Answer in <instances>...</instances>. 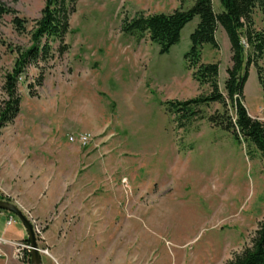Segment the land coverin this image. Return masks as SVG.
Instances as JSON below:
<instances>
[{
  "label": "rangeland",
  "instance_id": "374dc122",
  "mask_svg": "<svg viewBox=\"0 0 264 264\" xmlns=\"http://www.w3.org/2000/svg\"><path fill=\"white\" fill-rule=\"evenodd\" d=\"M193 3L76 0L62 41L49 40L48 55L18 77L19 111L0 128V197L38 225L43 263L228 264L251 245L264 219V159L207 120L221 110L218 102L201 105L204 117L184 127L164 105L210 91L183 58L198 17L165 54L148 34L122 30L125 18ZM44 5L0 0V102ZM213 9L222 10L219 0ZM253 21L263 28L258 9ZM215 38L219 48L204 44L201 61L219 63L223 92L230 43L220 26ZM243 94L248 114L264 121L253 65ZM79 134L87 144L69 140ZM22 229L14 215L9 230Z\"/></svg>",
  "mask_w": 264,
  "mask_h": 264
},
{
  "label": "trees",
  "instance_id": "16d2710c",
  "mask_svg": "<svg viewBox=\"0 0 264 264\" xmlns=\"http://www.w3.org/2000/svg\"><path fill=\"white\" fill-rule=\"evenodd\" d=\"M75 1L45 0L32 33L31 47L18 56L12 71L5 76L2 89L6 98L0 102V128L10 122L19 111L20 97L16 91L18 77L27 63L48 55L49 40L62 41L69 30V15L74 10ZM219 1L222 8L220 12L214 11L212 0H194L193 5L185 10L178 8L167 14H138L129 20L125 18L122 30L125 34L138 37L148 34L150 40L158 45L159 53L165 54L179 42L182 28L198 17L197 26L190 34V47L183 58L186 67L192 70L193 78L199 84H207L210 91L207 95L184 101H166L165 108L184 127L192 120L204 117L201 105L218 102L221 110L207 115V120L213 126L229 132L238 143H245L249 149H256L264 159V121L251 117L243 104V89L251 65L256 68L264 99V66L259 64L264 56V26L259 30L253 28L255 9L260 11L264 24V0ZM13 22L17 29L23 28L20 19L15 18ZM219 26L228 37L231 53V65L226 68L223 92L218 87L219 63L201 61L204 44H210L214 49L219 48L215 38ZM42 39L44 42L40 44ZM59 49L62 51L65 46L61 45ZM24 240L29 243L26 238ZM29 257L30 253L23 261L29 263ZM228 264H264V219L259 222L251 245L235 254Z\"/></svg>",
  "mask_w": 264,
  "mask_h": 264
},
{
  "label": "built area",
  "instance_id": "2783aa9c",
  "mask_svg": "<svg viewBox=\"0 0 264 264\" xmlns=\"http://www.w3.org/2000/svg\"><path fill=\"white\" fill-rule=\"evenodd\" d=\"M69 140L70 141H76L80 145H85L89 141L87 134H79L76 137L70 136ZM3 213H5V216H6V224H8V225L13 224L14 223V214L0 210V215ZM29 220L32 224V228H33V231L36 235V238L39 239L41 236H39L40 230H39L38 225L36 224V222L34 220H32L30 218H29ZM6 245L10 246L12 248L13 257L19 261H23L29 255L30 245L24 239L23 240H21V239L20 240L6 239V238H3L0 236V256H6L4 250H2L3 246H6ZM39 251L42 254H48L47 248H42V247L40 248V246H39Z\"/></svg>",
  "mask_w": 264,
  "mask_h": 264
},
{
  "label": "water",
  "instance_id": "95a60500",
  "mask_svg": "<svg viewBox=\"0 0 264 264\" xmlns=\"http://www.w3.org/2000/svg\"><path fill=\"white\" fill-rule=\"evenodd\" d=\"M0 210L14 214L24 227L26 239L29 241L30 245L29 264H43L42 254L39 251L36 235L33 231L30 220L25 216L20 208L6 200L0 199Z\"/></svg>",
  "mask_w": 264,
  "mask_h": 264
},
{
  "label": "crops",
  "instance_id": "0c3cea01",
  "mask_svg": "<svg viewBox=\"0 0 264 264\" xmlns=\"http://www.w3.org/2000/svg\"><path fill=\"white\" fill-rule=\"evenodd\" d=\"M213 3V0H212ZM0 221L2 222V229L0 228V236L6 239H16V240H23L26 238V232L25 229L22 230H15L14 232H11L9 230V227L13 224H6V216L5 213L0 215ZM6 256H0V264H29L24 261H19L15 259L12 255V248L10 246H3V249ZM43 263V262H42ZM43 264H51L50 262H46Z\"/></svg>",
  "mask_w": 264,
  "mask_h": 264
}]
</instances>
